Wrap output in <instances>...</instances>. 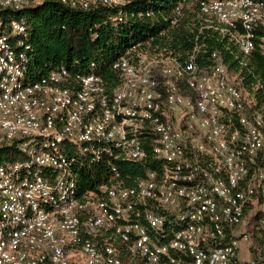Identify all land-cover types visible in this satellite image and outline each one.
<instances>
[{"label": "built area", "instance_id": "built-area-1", "mask_svg": "<svg viewBox=\"0 0 264 264\" xmlns=\"http://www.w3.org/2000/svg\"><path fill=\"white\" fill-rule=\"evenodd\" d=\"M42 1L0 0V12ZM59 1L115 9L116 25L136 17L129 5L152 3ZM150 7L139 16L161 14L168 27L127 48L111 79L92 63L88 74L61 66L34 80L25 19L0 22V149L17 144L25 156L0 165V264H125L122 254L143 264H264L241 258L240 242L252 241L239 230L249 203L264 201V109L246 114L222 52L205 57L200 40L216 36L244 65L264 55V0H180L167 17ZM184 22L195 43L180 59L156 41ZM150 156L161 171L136 187L110 164L109 183L81 193L80 170Z\"/></svg>", "mask_w": 264, "mask_h": 264}, {"label": "trees", "instance_id": "trees-1", "mask_svg": "<svg viewBox=\"0 0 264 264\" xmlns=\"http://www.w3.org/2000/svg\"><path fill=\"white\" fill-rule=\"evenodd\" d=\"M178 1L180 0H152L151 4L142 2L129 5L126 11L135 13L136 17L127 24L120 25L111 21L117 13L115 9L99 5L81 10L66 6L59 0H43L40 5L22 12L1 11L0 22L5 23L6 29L12 19H25L26 44L30 46L28 51L30 72L34 80L61 66L67 67L73 74H88L92 63L97 66L98 73L111 79L115 78L112 64L127 48L168 27L161 14L155 13L152 18H147L145 15L140 17L139 13H145L150 5V8L156 12L157 9L164 10V15L167 17ZM176 32L169 33L170 36L176 35L173 39L164 38L156 43L181 52L183 55L179 57L183 59L193 49L195 34L188 31L186 22L181 24ZM200 40L201 43L206 44L203 48L207 51L205 57L216 50L222 52L223 61L231 76L244 91H253L250 103L254 106L252 110H256L255 115L261 113L264 109V55L255 51L244 65L231 52L234 48L227 46L216 36L206 39L201 37ZM247 91L244 93L247 94ZM24 159L25 156L19 151L17 144L0 149V165ZM110 164L118 167L128 187H136L146 178L149 171L160 172L162 167L161 161L153 156L142 163L103 161L79 171L81 193L98 191L100 186L108 184L111 177ZM160 213L169 217L168 219L174 218L168 213L162 211ZM123 247L121 246V249ZM254 249V259L264 257V252L260 250L261 246ZM122 256L126 264L127 255L122 254Z\"/></svg>", "mask_w": 264, "mask_h": 264}, {"label": "rangeland", "instance_id": "rangeland-1", "mask_svg": "<svg viewBox=\"0 0 264 264\" xmlns=\"http://www.w3.org/2000/svg\"><path fill=\"white\" fill-rule=\"evenodd\" d=\"M245 91L243 90V92ZM246 95H247L246 114L249 116H254L256 110H252L254 106H251L250 103L251 102L250 98L251 96H253V91L251 92L247 91ZM254 98L256 99V97ZM197 160L200 159L197 158ZM239 230L240 232L249 234L251 236V241H252V245L250 246L245 241L240 242L242 259L244 260L251 259L249 250L252 252H254L255 250L252 246H255V248L257 249L258 246H261L262 249L260 250L264 252V201L263 200L261 201V199H259V200H255L253 204L252 202L249 203L244 221L241 227L239 228ZM126 261H127L126 264H142L138 260H131L129 256H127Z\"/></svg>", "mask_w": 264, "mask_h": 264}, {"label": "crops", "instance_id": "crops-1", "mask_svg": "<svg viewBox=\"0 0 264 264\" xmlns=\"http://www.w3.org/2000/svg\"><path fill=\"white\" fill-rule=\"evenodd\" d=\"M249 249H250V248H249ZM249 252H250V257H251V258H255V253L252 252V251H250V250H249Z\"/></svg>", "mask_w": 264, "mask_h": 264}]
</instances>
